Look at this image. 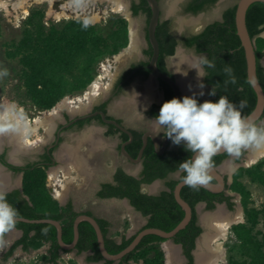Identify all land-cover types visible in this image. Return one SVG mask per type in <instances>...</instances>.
I'll use <instances>...</instances> for the list:
<instances>
[{
    "label": "trees",
    "instance_id": "1",
    "mask_svg": "<svg viewBox=\"0 0 264 264\" xmlns=\"http://www.w3.org/2000/svg\"><path fill=\"white\" fill-rule=\"evenodd\" d=\"M216 1L192 0L186 10L195 14L213 6ZM130 11L132 16L144 14L147 24L150 9L145 0L132 1ZM234 12L235 5L223 12L221 21H213L205 25L199 33L182 38L181 41L185 47L194 48L196 53H203L214 61L215 67L206 68V78L203 79V83L209 86V92L213 86L216 88L217 95L209 96L210 100L215 101L220 95H227L233 102L246 100L247 104L242 110V115L245 117L252 111L256 97L246 79L244 53L236 35ZM43 16L42 10H30L17 38L4 44L5 59L16 61L19 65V70L14 75L18 89L22 90L23 97L38 111L49 110L63 97L84 90L92 81L99 60L117 53L125 47L127 41L124 20H118L109 31H103L100 27L84 24L79 19L46 27L43 25ZM245 23L250 38L255 39L256 76L264 93V68L259 62L264 56V39L258 37L264 32V3H252L248 7ZM168 25V20L159 21L155 29L159 48L157 64L160 68L163 58L172 55L177 45V41L168 33ZM145 39L147 40L146 27ZM144 53L149 59L152 53L151 47L148 46ZM140 64L143 67L147 66L148 60ZM226 64L232 67L237 78L235 85L228 84L227 87L223 83L228 78L223 72ZM148 73L149 70L144 71L145 76ZM128 80H125V84ZM166 95L168 100L173 97L172 91L168 89ZM262 117H264V109ZM244 154L245 150L237 160ZM189 155L183 145L168 150L162 156H156L150 148L146 151V158L151 159V162L144 165L142 179L135 180L118 171L115 185L104 184L103 188L107 193H99L98 196L125 198L142 216H149L140 229L154 227L170 231L182 219V210L175 203L171 193H161L160 196L148 195L140 191V184L164 179L167 174L177 171V165ZM227 156V153L214 156L213 166H218ZM182 175L183 173L180 172L178 180L167 181V188L173 190L182 180ZM242 176L247 177L252 183L264 184V157L249 168H238L232 175V183L227 187L240 196L244 218V223L232 225L230 229L237 240V244L231 248L236 252L237 257L228 255L227 264H264V204L260 208L249 206L250 193L238 180ZM44 178L45 174L42 171L27 172L23 177L24 193L22 194L28 200L10 194L8 202L18 210L19 217L48 218L58 221L61 225V239L68 244L72 240V223L78 214L71 212L70 204L63 208L46 193L43 186ZM209 196V193L201 188L183 186L180 190V197L192 209V217L186 227L172 238V242L181 246V253L187 264H193L191 252L195 246V239L202 232L196 224L194 206L199 202H205L207 210L214 209V203ZM222 202L232 210L233 203L230 197L216 196V203ZM98 224L105 249L110 254L121 251L134 237L132 235L126 238L122 235L120 241H117L107 236L109 223L106 220L99 219ZM14 228L21 231V236L3 255L4 260L17 248L28 252L31 248H37L39 244H46L48 247L41 264H57L61 249L57 244L53 226L17 222ZM162 242L164 240L155 235H147L117 264H162V252L158 248V244ZM75 250L77 253L89 251L90 254L85 258L88 263L102 261L95 234L87 222L78 224ZM102 264H113V262L103 261Z\"/></svg>",
    "mask_w": 264,
    "mask_h": 264
},
{
    "label": "flooded vegetation",
    "instance_id": "2",
    "mask_svg": "<svg viewBox=\"0 0 264 264\" xmlns=\"http://www.w3.org/2000/svg\"><path fill=\"white\" fill-rule=\"evenodd\" d=\"M132 1L137 2V0H131L129 3V10ZM191 1L192 0H181L180 3L178 4V9L176 10L177 12L175 11L171 12L169 14V19L168 18L161 19L162 8H161V2L160 0H158L160 7L159 21H165V20L169 21L168 33L172 35L174 39L177 41L176 47L178 46L180 47L181 50L180 52L183 51L184 53H188L187 56H190L192 58L193 57L198 58L199 56L205 54L196 53L194 48L185 47L181 39L199 33L202 30V28L197 32H190L189 31L190 25H185V27L183 26L182 29L175 32L171 28L170 18L175 17L176 13L182 16H194V17L201 13L204 18L208 16L210 17L208 19H211V17L214 19L207 23L209 24L213 21H221L223 12L228 8L232 7L233 4L228 5L226 3L230 0H221L222 2L221 9L218 10L217 12L216 11L211 12L210 10L212 9V7L219 1L217 0L213 6L206 8V10L204 11H200L194 14L189 10H186L187 5ZM141 15L146 20V16L144 14ZM144 38H145V33H144ZM148 46L149 45L145 39L144 46L141 47L140 52L138 54V59L134 62L127 64L121 71H119L117 77L114 79L112 83H110L111 85H109L110 86L109 91L103 94L101 98L94 99L95 98L94 97L86 105L80 107L79 109H76L78 107L74 108L75 110L61 109L58 111L56 116L50 118L49 128L46 131L49 132V137L47 140H44L38 144L39 149L37 151L29 152L27 154L25 152V148L30 149V148H35L36 146L34 147L24 146L20 142H18L15 137L10 138L9 136L10 134H2V136L0 137V192L6 194L7 200L9 199L8 195L10 194H14L15 197L18 196L19 198H24L25 200H28V198L24 196L22 193H24L23 177L29 171L44 172L45 178H44L43 186L46 190V193L48 194L53 193L52 189L54 187L60 188L61 190V187L59 186L60 184L59 185L56 184L55 186L54 183H51L50 181L48 183V179L52 174L56 175V177L60 181H62V179L59 178V173H61L62 170L57 168L59 164L58 161L60 160L66 161L65 163L66 166L64 165L62 166L65 168L68 165H71L72 163L75 164L76 162L79 161V163H81V167L79 168V170L83 172L85 171L84 174L81 173L82 174L81 177H84L86 179L87 185L88 184L91 185V188L86 189L84 193H92V196L99 201H105V200L123 201L126 207H128L134 213H137L143 219L144 224L146 223L149 216H142L129 204L127 199L116 198V197L100 198L98 194L107 193V190L103 188L104 184L115 185V177L119 175L118 171H120L126 176L133 177L135 180L142 179L143 177L142 172L144 169L143 168L144 165L146 163L151 162V159L146 158V151L152 148L153 152L155 153L154 143L152 139L150 137H146V144L141 154V157L138 162L134 161L137 159L138 153L141 149L143 143L142 137L144 134L153 135L157 139L160 147H162L166 139V137L163 136V129H158L157 126L153 123V121H151V119H153L156 115H158L161 105L165 101H168L166 90L167 89L170 91L172 90L165 82L153 76V74L151 73L148 67V64L147 66L144 67L140 64L141 62H146L147 60L149 63L150 58L148 59L144 53V50H146ZM176 47L174 53H176L177 50ZM174 53L170 56H165L163 58V63L161 68L156 63L157 68L160 72L170 76L174 80L180 77L187 79V77H185L184 75L177 73L178 71H181L183 68H185L184 67L185 65L183 63L180 65L181 67L179 70H177L176 67H174L175 65L173 66L174 64L173 58L175 57ZM262 58H264V56H262ZM146 70H149L150 73H148L145 76L144 71ZM127 79L129 80L125 84V80ZM196 79L197 77H195V80ZM133 81H137L140 84V86L138 87L140 89L143 88L142 83H146L144 85L145 93L143 95H140L139 99H130V98L128 99L127 96L124 95L125 88L129 87ZM192 81H194V78ZM192 81H190V83L196 86L197 85L196 82L195 81L192 82ZM180 85L182 88L181 83ZM147 87H149V89L151 90L149 97L147 96L148 94L146 93ZM196 87L198 89L194 92L199 93L201 90L198 87V85ZM203 91L205 95L202 97L199 96L197 97L200 102H203L204 100H210V97L207 94L209 92V86L205 85ZM192 93L191 91H183L180 97L185 95H192ZM126 103L127 104L129 103L128 105H131V107L137 106L138 108H140L139 113L136 114L127 113L124 108ZM83 108H85L84 111L74 112L76 110H80ZM100 112L104 114L105 119L114 121L121 128L130 132L131 137H129L126 133L121 131L115 125L104 122L99 114ZM65 139L67 141L66 142L67 145L63 144ZM128 140L130 142L125 145L124 150L131 159L125 157L120 150L121 145L127 142ZM78 145L82 146L81 147L82 149ZM176 148H178V146L173 145L169 139L162 149V154L157 155L155 153V155L162 156L168 150L176 149ZM88 152L92 154L90 157L91 159L89 161L86 160L87 159L86 156L88 155L87 154ZM245 154L242 155L238 160H237L238 156H235V163L241 162ZM106 161L111 166V168L108 170L105 169ZM179 176H180V172L175 171L167 174V176L164 179H155L148 184L141 183L140 191L152 196H160L161 193H171L172 198L174 199L172 194L173 190H169L167 188L166 182L169 180L176 181L179 179ZM224 178L226 179L227 177L224 175ZM209 181L213 182V180L210 177H209ZM154 182H157L158 185H156L155 188H151L149 190L150 192L142 191L143 187H148ZM228 186L229 184L225 186V189L222 192L217 194L208 192L210 195L209 199L211 200L212 203H214V208L217 204H223L227 208L224 202L216 203V196L218 195L228 196L230 197V201L232 202L233 197L237 195V193H234L231 190H229L227 188ZM63 193H70V192L64 191ZM62 200H63L62 204L60 205L61 207L66 208L67 205L70 204L71 212L77 213L78 215L86 214L88 216H91L96 220L97 224L99 219L106 220L109 223V227H110V222L107 219L95 215L91 210L89 209L77 210L72 198L63 197ZM198 205H201V207L199 208H202L204 210L207 209L205 202H199L194 206V212L196 215V224L202 229L200 225L198 211L196 210V207ZM233 207L234 204L232 208ZM203 224L206 225L207 222ZM9 231L3 232L2 238L0 239V245L4 242V239ZM118 241H120V238ZM11 244L8 245L6 248H4L3 255L8 251ZM59 252H63V251L60 250ZM69 252H73L75 256L82 254L84 256V259L90 254L89 251L77 253L75 247L73 248V250Z\"/></svg>",
    "mask_w": 264,
    "mask_h": 264
},
{
    "label": "rangeland",
    "instance_id": "3",
    "mask_svg": "<svg viewBox=\"0 0 264 264\" xmlns=\"http://www.w3.org/2000/svg\"><path fill=\"white\" fill-rule=\"evenodd\" d=\"M130 1L131 0H122L124 5H127L128 10H129ZM180 1L181 0H160L161 8H162L161 19H165V18L169 19V14L171 12H174V11L177 12L176 10L178 9V4L180 3ZM221 3H222L221 0H219L212 7V9L210 11L211 12H215V11L217 12L218 10H220L222 7ZM226 3L228 5H232V4L234 5L235 0H230ZM106 4L107 3L104 1L101 3L98 1V6H100V7L103 5H106ZM171 7H173V8H172V11L170 12L169 10ZM33 9H38V10L43 11V15H44L43 16V25L46 27L53 25V24H61V23H64V22H67L70 20H74V19H79L82 23L87 24V23H85V21L82 17H74V15H71V17L68 19H62L60 21H56L53 18H47V16H46V5H31L27 8L28 13L30 10H33ZM27 15L23 16L21 14L19 16V19L15 20L13 17L5 16L4 12L2 13V11L0 10V108H1V104H3V103H7V104L14 106L15 110L18 107H22L23 113H24L23 115L32 119L35 116L40 115V113L43 111H38L31 104L30 101H28L26 98L23 97L22 90L18 89L17 81L14 78L15 73L18 72V70H19V65L16 63V61H11V60L5 59V57H4V49H5L4 44L8 43L11 39L17 38V36L19 34V30L22 27V23L25 20V18L27 17ZM127 15H128V13H127ZM200 17L201 18H199V15L195 16V17L194 16H182V15L176 13L175 17L170 18L171 28L173 31L176 32L181 28V27H179L180 25L182 27L183 26L185 27V25H190L189 31L190 32H197L207 23L208 18H210L208 16L204 18L203 15H201ZM197 18H199L200 20L195 21L193 24L192 23L191 24L185 23L187 20H192V19L197 20ZM128 19H130L133 22L132 26L136 30V39H137L136 49L133 52H131L130 55L124 57L117 64L116 69L113 72V77H112V80L110 81V83H112L114 81V79L117 77L119 71H121L127 64L134 62L138 59V54L140 52V49L142 46H144V41H145L144 33H145V27H146V22H145L144 17L141 14H138L136 16L128 17ZM118 20H124L125 24H126V37H127L126 38L127 41H126V45H125V47H126L129 44V27H130L129 22L126 18L122 17L119 14H109L107 17L101 19L99 21V23H97L95 25L97 27H100L101 29H103V31H109V29ZM209 20L212 21L214 19L211 17V19H209ZM210 21H208V22H210ZM87 25H92V24H87ZM258 37L264 39V34L262 33ZM254 42H255V39H254ZM123 48H121V49H123ZM176 54H174V56ZM182 54L187 56L188 53H184L182 51ZM107 57H110V56L103 57L101 60H99V62L103 61ZM194 59L196 61L197 57ZM263 60H264V58H263ZM184 65H185L184 66L185 68H183L181 70V71H183L184 76L187 77V79H189L190 81H192L194 78V81L198 85L200 83V80L198 78L195 80L194 70L192 71L190 66H187L186 64H184ZM97 72H96V67H95L94 77H95V75H97ZM194 81H192V82H194ZM145 84L146 83H142L143 88L140 89V88H138L140 86V84L137 81H133L129 87L125 88V90H124L125 94L124 95L127 96L128 99L129 98L130 99H139L140 98L139 96L143 95L145 93V90H144ZM87 86L85 87V89L87 88ZM109 87L110 86H108L107 88H103L101 91H99V93L97 94V96H95L94 99L101 98L103 96V94H105L109 91ZM84 90H82L78 93H75L73 95L82 93ZM73 95H68V96H73ZM68 96L63 97L58 103H62V101ZM128 104L126 103V105L124 107L125 111L127 113H129V114L130 113H135V114L139 113L140 108H138L137 106L131 107V105H128ZM81 107H83V106H81ZM78 108H79V106H78ZM78 108H76V109H78ZM61 109L70 110V108L65 103L62 105V107L59 110H61ZM84 110H85V108L80 109V110H76L74 112H81ZM40 116H42L43 118L45 117L44 115H40ZM50 118H52V117H45L44 124L42 125V127L40 129L42 141L47 140L49 137V132H46V131L49 128ZM53 125H54V122H53ZM8 134H10V133H8ZM1 136H2V134H1ZM66 142L67 141L65 139L63 144L67 145ZM79 147L81 148L82 146H79ZM38 149H39V145H37L35 148H30V149L25 148V152L28 154L29 152H34V151H37ZM15 151H16V149H15ZM249 153H250V150H249ZM249 153H247V151H246V154L243 157L244 166L239 165V164H241V162L235 163V156H232V155H229L224 160V162H223V164L225 166L224 169L229 171V172L224 173V175L228 178L229 185L232 183V175L234 174V172L238 168L246 169V168H249L252 166V165H246V161H247L246 158H248V156L250 155ZM87 154L88 155L86 156L87 157L86 160L89 161L91 159L90 157L92 154L90 152H88ZM58 163L59 164H58L57 168L62 170L61 173H59V178L62 179V182L65 185L64 191L70 192V193H63L64 192L63 191L62 197L72 198L74 201V205L76 206L77 210L89 209L95 215L107 219L110 222V227H109L108 234H107L108 237L114 238L118 241L122 235H124L126 237H130L142 227V225L144 224L143 219L137 213H134L132 210H130L128 207H126L123 201H118V200L99 201L92 196V193H84V191L86 189L91 188V185L90 184L87 185L86 179L84 177H81L82 174L85 173V171L83 172V171L79 170V168L81 167V163H79V161L76 162L75 164L72 163L73 165L72 164L68 165L66 168L62 167L63 165L66 166V164H65L66 161L60 160V161H58ZM105 166H106L105 167L106 170L111 168L110 164L107 161H106ZM238 180H240L245 185V187L247 188V190L250 193V197H249V203L250 204H249V206L260 208L264 204V184L261 185L258 183H252L245 176L240 177ZM156 185H158L157 182H154L153 184H151L148 187H143L142 191L150 192L149 190L151 188H155ZM53 200H55L59 205H61L62 201H63L62 198L53 199ZM240 200H241V198L237 194L232 199V203L234 204V207L232 208V210H229L225 206H219L218 208H221L224 211V213L227 214L228 216L235 214L237 211H239L240 213L242 212L241 213L242 219L239 222L241 224V223H244V218H243L242 207L240 205ZM217 206L218 205H216L215 208L212 210H204L202 208L198 209V216H199L200 221H202V219H201L202 217H204V216H205V218L207 217V221H206L207 224L206 225L203 224L202 233H201L200 237L198 238V240H199L198 245H200V244L204 245V243L202 241L203 235L206 233L210 234L212 231L211 226H212L213 218L211 217V215L214 213V211H216L218 209ZM198 207H201V205H198ZM239 223H237V224H239ZM234 225H236V224H234ZM18 235H19L18 232L15 231L14 229H11L7 233V235L4 239V242L0 245V264H41L42 263L41 262L42 257L46 254V250H47L46 244H39L37 246V248H35V249L31 248L28 252H23L20 248H17L12 253V255L10 257H8L6 260L3 259L2 256H3L4 248H6L12 241L16 240L18 238ZM165 244L168 246H171L172 248H174L176 250L178 261H174L172 264H177V263L178 264H187L183 258L181 251L174 244H172L169 241H164V242L158 244V248L162 252V257H163L162 264H164V261H165V254L163 251V245H165ZM236 244H237V240L235 239V236L233 235V233L230 231L229 239L225 243V254H226L225 256L226 257H225V263L224 264H227L228 255H234V257H237L236 252L234 250H231V248L233 246H235ZM229 250H230V252H229ZM194 259H195V262H193V264H205V262L203 263L204 260L200 261L197 259V257H194ZM57 264H86V261H85L84 256L82 254L75 256L73 252H60V256L57 259Z\"/></svg>",
    "mask_w": 264,
    "mask_h": 264
},
{
    "label": "clouds",
    "instance_id": "4",
    "mask_svg": "<svg viewBox=\"0 0 264 264\" xmlns=\"http://www.w3.org/2000/svg\"><path fill=\"white\" fill-rule=\"evenodd\" d=\"M214 67L213 60L206 55L199 56L191 69L196 71L201 91L165 101L158 115L151 119L158 129H163V136L170 139L173 145H183L190 153L177 165V171L183 173V183L193 189L207 185L213 157L222 151L232 156H239L244 150L264 154V124L258 125L244 118L242 110L246 100L233 102L227 95H220L215 101L198 100V96L205 95V69ZM223 72L228 77L223 81L225 87L237 83L230 65L226 64ZM177 73L184 75L183 71ZM207 94L216 96V88L213 86ZM28 131L14 106L0 108V134L14 133L23 137ZM18 220V210L8 202L6 194L0 192V233L14 228Z\"/></svg>",
    "mask_w": 264,
    "mask_h": 264
},
{
    "label": "bare ground",
    "instance_id": "5",
    "mask_svg": "<svg viewBox=\"0 0 264 264\" xmlns=\"http://www.w3.org/2000/svg\"><path fill=\"white\" fill-rule=\"evenodd\" d=\"M98 1L106 2V5L98 6ZM31 5H46V16L47 18H53L56 21L62 19H68L71 15L74 17H82L87 24L95 25L99 21L109 14H119L122 17L126 18L129 22V44L123 49L119 50L113 55V57L106 58L100 63L97 75L93 78L87 88L79 94L66 97L62 103H57L53 108L43 111L40 115L45 117H54L57 115L58 110L65 103L70 109L75 110L74 108L86 105L91 99H93L99 91L103 88H107L110 85V81L113 77V72L116 69L117 64L126 56L130 55L136 49L137 39H136V30L132 26L133 22L128 19L126 5L122 0H0V10L7 17H13L15 20L19 19V16L22 14L26 16L28 14L27 8ZM170 8V12L172 11ZM22 18V17H21ZM201 18V17H199ZM199 18L187 20L186 24H193L195 21L200 20ZM183 20V19H182ZM181 21V20H180ZM18 23V22H17ZM264 61V60H263ZM195 59L190 56H185L182 52H177L173 58V66L177 70L180 69V65L186 64L191 68L195 63ZM194 69H192L193 71ZM195 72V77L196 71ZM181 78V77H180ZM182 84L183 91H189V86H191V93L196 91L198 88L191 84L188 79H179ZM147 96L151 93L149 87L146 89ZM199 92V91H198ZM147 97V98H148ZM10 104L3 103L1 108L8 106ZM78 108V109H79ZM18 115L22 118V124H26L29 131L26 136H20L18 134L10 133V138L15 137L18 142L24 146L34 147L42 142V136L40 134V129L44 124V119L42 116L37 115L34 118L30 119L23 114V108L18 107L16 109ZM1 137V134H0ZM250 155L248 156L246 165H254L258 161L257 159L264 156V154H257L254 151L250 150ZM225 167V166H224ZM223 167V168H224ZM225 170V169H224ZM56 175H50L49 181L51 183L60 184V188L55 187L54 198H62V192L65 190V185L60 181ZM213 218L212 221V231L210 234L206 233L203 235L204 245H197L196 256L198 260H204L205 264H224L225 263V243L229 239L230 228L232 225L237 224L241 221V213L237 211L235 214L228 216L224 213L221 208H218L211 215ZM202 223L207 221V217H202ZM163 251L165 254L164 264H172L174 261H178L176 250L168 245H163ZM178 264V263H177Z\"/></svg>",
    "mask_w": 264,
    "mask_h": 264
},
{
    "label": "water",
    "instance_id": "6",
    "mask_svg": "<svg viewBox=\"0 0 264 264\" xmlns=\"http://www.w3.org/2000/svg\"><path fill=\"white\" fill-rule=\"evenodd\" d=\"M145 1L147 3V6L150 9V17H149V20L146 24V38H147L146 41H147L148 45L151 47V51H152L150 59H149L148 67H149L151 73L153 74V76H155L159 80L165 82L171 88L172 93H173V97H180V95L183 93V90H182L181 85L179 83L180 78H177L176 80H174L170 76L160 72L157 68V65H156L158 55H159L158 43H157V40L155 38V29H156V26L160 20V7H159L158 0H145ZM256 2L264 3V0H235V3H234V5H235L234 25H235L236 35L239 39L240 46H241L243 53H244L246 79H247V82L249 83V85L251 86V88L255 94V97H256L255 105H254L252 111L247 116H245L244 118L250 122L262 125V124H264V117H262V112L264 109V93H263V90H262V88H261V86L257 80V76H256V56H255L254 39L250 38L248 31H247V28H246V23H245V15H246V11H247L248 7L252 3H256ZM126 9H127V13L129 15V17H132L131 11L128 10L127 5H126ZM198 15L200 17L202 14L200 13ZM208 21H210V20L208 19ZM208 21H207V23H208ZM179 27H181L180 29L183 28L181 25ZM262 33L264 34V32H262ZM176 48H177L176 53L181 51L179 46ZM176 53H174V54H176ZM260 64L264 68L263 58L261 59ZM181 78L184 79L183 77H181ZM99 114L102 117L104 122L111 123V124L115 125L121 131H123L129 137H131L130 132L121 128L114 121H110V120L105 119L104 114L102 112H100ZM81 118H84V117H81ZM78 119H80V118H78ZM146 137H150L152 139V141L154 143L155 153L157 155L162 154V149H163L164 145L169 140L168 138H166L162 147H160L157 139L153 135L144 134L142 137L143 143H142L141 149L138 153L137 159L134 160L135 162H138L140 157H141V154H142L143 149H144L145 144H146ZM129 142L130 141L128 140L127 142L123 143L120 147L122 154L127 158H129V156L125 152L124 147ZM246 151H247V153H249V150H246ZM223 153H225V152L222 151L217 155H221ZM263 157L264 156L258 158L257 161L261 160ZM129 159H131V158H129ZM223 162H221L218 166H212L209 169V177L213 180V182L208 181L207 185L200 186L199 188H201V189H203L209 193H213V194L220 193L225 189V186L227 184H229V182H228L229 180H228V178H226V179L224 178V173L229 172V171L224 170ZM239 165L244 166L243 159L241 161V164H239ZM183 186H187V185H185L183 183V180L179 181L174 186L173 193H172L176 204L180 207V209L183 212V217L177 223V225L173 229H171L170 231H164V230L154 228V227H146L143 229H139L137 232H135L133 234L134 237L130 241V243L125 248H123L121 251H119L118 253H115V254H110L107 252V250L105 249V246H104L103 235L101 233V230H100L96 220L93 217L88 216L86 214H79L74 218L73 223H72V240L68 244H65L62 241V239H61V225L56 220L48 219V218L28 219V218L19 217L18 222L28 223V224H49V225L53 226L55 228V231H56L57 244L60 247L61 251H63V252H69V251L73 250V248L75 247V245L77 243V239H78V224L80 222H87L91 226V228L93 229V232L95 234L97 248H98V251L102 257V261L96 262V263L86 262V264H102L103 261H110V262H113V264H117L125 255H127L128 253L133 251L136 248V246L139 244V242L142 240V238L147 236V235H155V236L163 239L164 241H169L172 244H174L172 242V238L180 230H183L186 227V225L189 223V221L192 217L191 207L189 206V204L186 201H184L180 197V190ZM217 205L218 206H224L223 204H217ZM198 208L199 207L197 206L196 207L197 211H198ZM200 225L203 228V223L201 221H200ZM201 233H200V235H201ZM2 235H3V233H0V239L2 238ZM200 235L195 239V246L191 252V254L193 256V262H195L194 257L196 256L195 254L197 251V245L199 243L198 238L200 237ZM174 245L181 251L180 245H178V244H174ZM184 260H185V258H184Z\"/></svg>",
    "mask_w": 264,
    "mask_h": 264
},
{
    "label": "built area",
    "instance_id": "7",
    "mask_svg": "<svg viewBox=\"0 0 264 264\" xmlns=\"http://www.w3.org/2000/svg\"><path fill=\"white\" fill-rule=\"evenodd\" d=\"M111 57H113V55H111L110 58H111ZM107 58H108V57H107ZM104 60H107V59L105 58ZM104 60H103V61H104ZM101 62H102V61H101ZM101 62H98V63H97V65H96V72L98 71V69H99V65H100ZM48 183H49V179H48ZM52 190H53V193H49V194H50V196H51L52 198H54L55 187H54Z\"/></svg>",
    "mask_w": 264,
    "mask_h": 264
},
{
    "label": "crops",
    "instance_id": "8",
    "mask_svg": "<svg viewBox=\"0 0 264 264\" xmlns=\"http://www.w3.org/2000/svg\"><path fill=\"white\" fill-rule=\"evenodd\" d=\"M146 89H147V88H146ZM146 91H147V90H146ZM63 196H64V195H63ZM62 198H63V197H62ZM14 230H15V229H14ZM15 231L18 232V234H19V235H18V238H19V237L21 236V231H19V230H15ZM18 238H17V239H18ZM17 239H16V240H17ZM12 242H13V241H12ZM12 242H11V243H12ZM11 243H10V244H11ZM10 244H9V245H10Z\"/></svg>",
    "mask_w": 264,
    "mask_h": 264
}]
</instances>
